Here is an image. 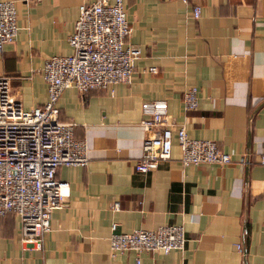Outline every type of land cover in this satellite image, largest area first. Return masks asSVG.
<instances>
[{
  "label": "crops",
  "instance_id": "crops-1",
  "mask_svg": "<svg viewBox=\"0 0 264 264\" xmlns=\"http://www.w3.org/2000/svg\"><path fill=\"white\" fill-rule=\"evenodd\" d=\"M10 1L17 31L1 47L0 75L26 110L45 102L42 63L70 54L78 6L93 0ZM122 7L127 43L140 49L130 81L62 90L57 118L84 140L87 163L55 170L68 195L50 212L41 250L22 246L14 214L0 217V264H135L136 257L138 264H264V0H122ZM190 86L197 106L185 111ZM158 99L171 123L183 124L189 138L214 141L230 162L183 166L172 137L167 159L135 172L140 104ZM112 223L117 232L181 224L184 248L112 257Z\"/></svg>",
  "mask_w": 264,
  "mask_h": 264
},
{
  "label": "built area",
  "instance_id": "built-area-1",
  "mask_svg": "<svg viewBox=\"0 0 264 264\" xmlns=\"http://www.w3.org/2000/svg\"><path fill=\"white\" fill-rule=\"evenodd\" d=\"M199 13V6L193 5L191 17L197 19ZM130 30L122 0L80 4L73 31L67 38L70 54L51 56L40 68L46 91L41 106L23 109L11 95L8 78L0 75V217L9 212L18 218L20 242L25 249L41 250L50 212L61 206L68 195L66 182L54 177L57 167H82L88 160L84 140L73 137V124L58 120L57 100L65 88H74L82 94L107 89L115 83H128L134 62L140 56V49L127 43ZM16 31L13 2L0 0V50L4 43L14 40ZM147 71L155 73L156 68L148 67ZM196 106V89L190 86L182 93V107L189 111ZM140 113L143 138L134 163L135 172L144 174L167 159L172 137L183 166H223L230 162L229 155L219 150L214 141L189 138L183 124L171 123L164 100L141 102ZM259 164H264V156ZM111 207L117 209V203ZM109 228L107 240L112 257L127 251L135 254L180 251L186 240L181 224L130 232H117L114 223ZM236 249L240 251V246L236 245ZM134 262L138 264L139 259L136 257Z\"/></svg>",
  "mask_w": 264,
  "mask_h": 264
}]
</instances>
